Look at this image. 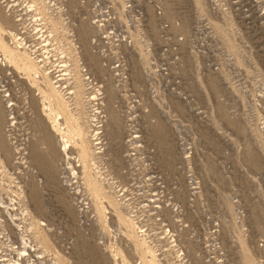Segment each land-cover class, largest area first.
Here are the masks:
<instances>
[{
  "label": "rangeland",
  "instance_id": "1",
  "mask_svg": "<svg viewBox=\"0 0 264 264\" xmlns=\"http://www.w3.org/2000/svg\"><path fill=\"white\" fill-rule=\"evenodd\" d=\"M43 1L0 0L50 76L0 45V264H264V0Z\"/></svg>",
  "mask_w": 264,
  "mask_h": 264
},
{
  "label": "bare ground",
  "instance_id": "2",
  "mask_svg": "<svg viewBox=\"0 0 264 264\" xmlns=\"http://www.w3.org/2000/svg\"><path fill=\"white\" fill-rule=\"evenodd\" d=\"M34 1V0H33ZM37 1V0H36ZM42 2H38V5L36 6V3H34L35 5H32L33 7H31V8H35V9H37L38 8V10H40V6L39 5H41L42 6V4H43V2H45V1H43V0H41ZM41 3V4H40ZM44 5V4H43ZM37 7V8H36ZM48 9V8H47ZM46 11V10H45ZM2 24L0 23V31L1 30H4L5 28L3 27V25L1 26ZM43 25V24H42ZM41 26V25H40ZM10 29V28H9ZM6 30V29H5ZM43 30V29H42ZM6 32H9L8 30L6 31ZM38 33V32H37ZM36 33V34H37ZM8 35H9V33H8ZM12 35V39L14 40V42H15V44H17L18 46V48L16 49V48H13V47H11V46H9L5 41H4V39L1 37V35H0V45H2V47H4L5 49H6V57L8 58V59H11V60H18L20 63H22L25 67H27V69H29V70H32V69H36L37 70V73H38V77L40 76L39 74L43 71L42 69H40V67H36L37 65H36V63H32L33 61L31 60V55H29V50L27 49V46H26V43L24 42V39L23 40H20L17 36H15V35H13V34H11ZM33 57V56H32ZM78 65V64H77ZM76 65V66H77ZM38 66H39V64H38ZM41 66V65H40ZM77 68H79V66L77 67ZM81 69V68H80ZM79 69V70H80ZM46 72H48V71H46ZM80 72H81V70H80ZM72 74V73H71ZM70 74V72H69V75H71ZM83 74V73H82ZM73 75H74V73H73ZM79 75H80V73H79ZM42 76H43V78H44V80L46 81L47 79L49 80L50 79V76H49V74H47V73H45V72H42ZM62 76H64V75H62ZM84 76V75H83ZM83 76H82V78H83ZM60 77V76H59ZM58 77V78H59ZM86 77V76H85ZM84 77V78H85ZM81 78V77H80ZM61 79H63V78H61ZM89 79V78H88ZM58 81H59V79H57ZM70 80V79H69ZM69 80H68V82H69ZM81 80V79H80ZM47 82V81H46ZM74 82V81H73ZM50 83V82H49ZM54 83V82H53ZM57 83V82H56ZM77 83V82H76ZM84 83V82H83ZM59 84V83H58ZM47 85V84H46ZM60 85V84H59ZM57 86V85H56ZM75 86V85H74ZM80 86V85H79ZM63 88H64V85L62 86ZM81 87V86H80ZM82 87H84V86H82ZM81 87V89H83ZM85 89V88H84ZM62 90V89H61ZM60 90V91H61ZM80 90V89H79ZM59 91V89H57V87H55V85H54V87H53V84L52 85H50V87H49V89H48V87H47V91H46V96H47V99H48V101L47 100H45V101H47V106H46V110H47V115L50 117V119L52 120V122H53V125H54V127L60 132V133H62V136H60L61 137V139L63 140V143H64V149H68L69 148V145H70V143H69V140L68 139H66V134H68L69 132H70V129H69V127H67V125H66V123L64 124V123H62L61 122V119H62V109L59 107V109H57L56 107H54V103L57 101V103L61 106L63 103H61V102H63V101H65V98L63 97V96H61V99H59V94L61 93ZM73 92V91H72ZM83 92H84V90H83ZM75 93V92H74ZM76 94V93H75ZM81 94L82 93H80L79 95L81 96ZM78 94H76L75 96H77ZM78 95V96H79ZM66 96V95H65ZM68 97V96H67ZM82 97V96H81ZM74 98V97H73ZM83 98V97H82ZM75 100V99H74ZM83 101V100H82ZM82 101H80V102H82ZM77 103V102H76ZM79 104V103H78ZM81 104V103H80ZM46 105V104H45ZM44 105V106H45ZM79 106V105H78ZM81 106V105H80ZM73 107V106H72ZM45 109V108H44ZM75 112H77V111H75ZM81 112V111H80ZM45 113V112H44ZM68 113V112H67ZM78 113V112H77ZM80 116V115H79ZM81 117V116H80ZM81 119V118H80ZM49 123V122H48ZM64 125H66L65 127H64ZM75 125V124H74ZM53 127V126H52ZM74 127H76V126H74ZM53 129V128H52ZM56 131V130H55ZM57 133V132H56ZM58 134V133H57ZM56 134V135H57ZM58 136V135H57ZM68 143H69V145H68ZM123 217V216H122ZM148 246V245H147ZM114 251V250H113ZM121 254V253H120ZM116 255V254H115ZM62 261V260H61ZM151 263V262H150Z\"/></svg>",
  "mask_w": 264,
  "mask_h": 264
}]
</instances>
